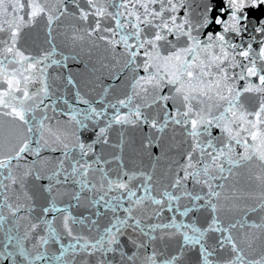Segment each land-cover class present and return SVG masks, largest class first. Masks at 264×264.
I'll use <instances>...</instances> for the list:
<instances>
[{
    "label": "snow or ice",
    "instance_id": "snow-or-ice-1",
    "mask_svg": "<svg viewBox=\"0 0 264 264\" xmlns=\"http://www.w3.org/2000/svg\"><path fill=\"white\" fill-rule=\"evenodd\" d=\"M264 0H0V264H264Z\"/></svg>",
    "mask_w": 264,
    "mask_h": 264
},
{
    "label": "water",
    "instance_id": "water-1",
    "mask_svg": "<svg viewBox=\"0 0 264 264\" xmlns=\"http://www.w3.org/2000/svg\"><path fill=\"white\" fill-rule=\"evenodd\" d=\"M249 16L250 19H256L258 23L259 18H264V6L260 10H250Z\"/></svg>",
    "mask_w": 264,
    "mask_h": 264
}]
</instances>
